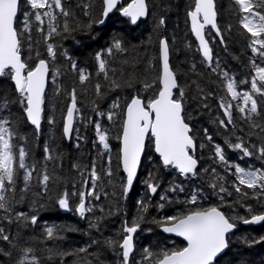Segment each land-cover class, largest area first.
<instances>
[{"label":"trees","instance_id":"trees-1","mask_svg":"<svg viewBox=\"0 0 264 264\" xmlns=\"http://www.w3.org/2000/svg\"><path fill=\"white\" fill-rule=\"evenodd\" d=\"M129 1L122 0L118 8L125 7ZM215 1L223 42L215 33L207 29L206 36L213 50L211 66L200 55L189 28L187 12L194 6V0H147L149 13L137 24H132L129 17L123 16L120 11L113 10L105 24L101 26L94 24L91 29L85 26L89 17L84 15V9L77 6L76 0H63L72 15L62 18L67 19L70 27L75 30L64 33V21H57L60 34H54L47 41L45 37L48 21L44 20V32L41 33L36 31L38 25L31 17L32 39L29 41L27 37L22 36L23 59L29 67H33L40 58L48 60L47 44L54 43L56 54L61 60L60 71L64 77L62 87L56 91L52 103L54 123L50 124V127L46 102L50 91V82H48L42 122L38 132L28 123L19 103L5 106L0 102V117H8L12 122L10 127L17 132L13 140L17 158L19 147L24 146L28 152L26 164L29 170L33 165L35 166L32 178L28 182L27 192L20 191L24 188L25 170L17 169V191L15 194L6 193L9 197L14 195L11 211L6 213L0 209V228H3L5 234L9 235L17 245L13 248L9 242L0 240V249L12 253L11 256L0 254V264H17L23 255L20 252L21 247H32L34 253L30 254L28 259L31 261V256L34 255L38 264H122V249L118 244L126 235L123 232L124 222L130 223L133 219L141 217L140 228L134 235V251L129 258V264H155L156 259L162 257L164 251L170 252L184 246L182 239L166 235L159 230L165 218L211 206L219 207L229 218H236L232 220L236 228L228 235L229 247L214 264H264V241L253 242L264 236V222L257 225L242 223L243 219L264 212V194L256 196L251 189H244L249 193L248 197L236 193L234 185L238 184V181L233 174L235 168L229 166L239 165L245 170L264 171V159L257 158L259 155L257 149L264 146V131L252 127L253 123L264 126V97L254 94L260 105L258 108L260 115L254 114L249 121L244 119V114L238 110V107L243 106L242 98L233 100L226 87L228 79H234L237 82L238 92H250L251 80L257 76L252 60L254 59L260 67H264V61L259 56H253L249 47L250 33H247L240 23V18L245 14L239 11L235 0ZM25 3L26 0H20V13L17 19V27L20 31L21 9ZM88 4L91 5L89 9L91 17L95 19L100 14L102 0H89ZM60 17L58 15V18ZM160 18H163L165 23L157 27ZM172 33L177 36L178 46L181 45L179 50L172 45ZM163 36L169 44L171 67L176 73L178 84L185 92L183 115L185 121L190 124L191 134L196 141L197 175L185 176L173 166H164L159 156L149 148L143 156L131 192L124 194L125 178L119 163L118 136L111 137L112 144H115V153L113 152L110 165H107L105 151L96 134L95 123L107 122V111L109 108L117 110L111 108L113 102L117 101L121 105L122 125L124 106L134 94L140 95L145 102L154 95H148L150 89L143 91V84L140 81L153 73L151 67L155 69L156 76L159 74V42ZM115 40L121 41L127 51L115 52V56L107 58V61L108 66L112 61L111 70L117 66L113 80H117L122 86L112 89L106 81L102 85V96H97L93 89L88 96H83L82 88L78 87L81 91L75 88L74 79H67L70 63L63 56V50L73 53L77 67L86 66L92 69L94 52L100 49L104 55L105 50L111 47ZM125 59L129 61L128 65H124ZM124 68L127 71L121 77L120 70ZM224 73L228 74L227 78ZM129 79L132 80V87L125 84ZM157 85L158 82L156 87ZM72 87L76 89L77 104L83 109L84 120L81 122L84 125L77 134L75 119L72 136L67 141L62 126L66 107L71 100L69 93ZM175 92L179 97V90ZM0 95L12 101L19 99V93L15 91L10 74L0 78ZM222 103H231L233 106L231 109L233 123L228 124L227 127L219 123L220 120L227 122L224 108L221 107ZM208 136L212 139H206ZM241 140L253 151V156L243 157L240 150L229 147V143L235 144ZM148 141V144L152 143V139L149 138ZM46 145L51 149L50 153H45ZM216 145H220L224 150L228 164L219 161L215 155ZM49 154L53 159H46ZM93 164L101 177L96 189L100 199L86 196V204L93 210L81 217L75 211L79 203L78 196L70 197V210L61 209L57 200L62 193L88 191L83 180L88 176ZM106 165L111 169V176L106 175L109 170L105 168ZM44 172L51 177L47 189L41 183ZM148 183L158 185L156 193H151ZM221 185L228 191L220 192ZM173 188L176 190L173 191ZM181 188L183 191L180 190ZM228 192L232 194L228 195ZM194 193L197 194V202L188 203ZM161 196H166L167 199L161 200ZM141 200L146 204L147 211L140 209L138 202ZM249 205L251 211L248 210ZM21 212L28 217L27 220L17 219L16 214ZM32 215L37 217L36 224L31 223ZM5 216H9L13 222L9 223L8 219H4ZM48 227L54 229L52 239L46 236L45 230ZM108 240L116 244L110 246L106 243ZM81 248H86L87 251H79ZM145 249L153 254L147 259ZM65 253L67 255H64Z\"/></svg>","mask_w":264,"mask_h":264},{"label":"snow or ice","instance_id":"snow-or-ice-1","mask_svg":"<svg viewBox=\"0 0 264 264\" xmlns=\"http://www.w3.org/2000/svg\"><path fill=\"white\" fill-rule=\"evenodd\" d=\"M26 3L32 10L31 12L25 11L23 13L24 31L29 33L27 36L29 41L32 39L30 25L33 24V21L31 17L34 16V21L38 25L36 31L41 33L44 32V17L48 18V31L45 37V41H47L54 34H60L58 31L59 25L57 23L58 17L56 10H59V15L65 18L72 15V12L65 7L63 0H26ZM119 3L120 0H102L100 14L95 19H92L89 11L91 5L85 4L83 6L84 15L89 17L85 26L91 29L94 24L103 25L105 18L113 10H118L123 16L129 17L133 24H136L141 17H145L149 13L147 0H131V3L126 7L118 8ZM235 3L239 6V11L245 14L240 18V23L247 33H250L251 42L249 47L251 48L253 56H259L264 61V0H235ZM19 13L20 0H0V77L10 74V78L15 84V91L19 93V99L17 101H12L10 98H4L0 95V102L5 106L11 103H19L23 108L27 120L38 132L41 127L43 105L45 103V88L50 72L49 61L39 59L35 67H29L27 62L22 59V36L24 33L17 27ZM188 15L191 18L192 31L199 40V50L202 51L203 56L209 62V66H211V48L209 47L208 40L205 39L204 30L206 26H211V28L216 30L217 35H220V30L216 23L217 12L215 0H195L194 10L190 11ZM164 23L165 20L160 18L157 27L164 25ZM74 30L70 27L68 20L65 19L63 32L70 33ZM221 42H223V37H221ZM159 43L160 59L162 62L161 70L152 82H149L147 78L140 81L143 84V91L152 89L153 84L158 82L157 90L147 102L140 95L132 96L123 109L124 119L118 139L122 143L123 169L127 173V182L123 189L125 194L132 187L137 167L140 164L141 155L146 148V139L149 138L153 140L155 151L159 154L165 166H174L185 176L188 174L193 176L197 175L198 161L191 154L195 152L196 144L194 137L190 135L192 129L186 123L185 116L183 115V98L185 92L178 84L176 73L170 66L169 44L167 39H161ZM29 48H31V44H29ZM105 51L108 56H113L114 52L124 53L127 49L122 46L121 41L115 40L112 46ZM47 53L52 60H55L56 50L53 44H47ZM69 59L71 58L69 57ZM95 59L98 62V71L104 73L106 80L109 79L108 61L104 58L103 53H97ZM123 63L124 65H128L129 61L125 59ZM252 65L257 71V76L251 80L250 92H238L237 82L234 79H228L226 85L227 91L233 100L242 98L243 106L238 107V110L241 114H244V119L249 121L252 120L254 114L260 115L258 111L260 105L257 99L254 98V94H259L261 97H264V67L257 65L254 59L252 60ZM71 68L78 72V78L82 84L89 80L90 76L86 70L79 69L74 61L71 63ZM111 71L115 74L117 70L112 69ZM126 71V68L120 70V76L123 77ZM224 76L227 78L228 74L224 73ZM53 81H55V74L53 75ZM240 83H247V81H240ZM125 84L128 87L133 86L131 79L126 80ZM110 86L112 89H116L122 85L117 80H111ZM101 89L102 85L97 83L95 85L97 96L103 95ZM174 90H179V97H177ZM69 95L71 102L66 109L63 132L66 137L71 138L74 121L80 113V109L77 107L76 90L73 89ZM221 107L224 108L227 122L220 120L219 123L221 126L227 127L228 124L233 123L231 112L233 106L231 103H222ZM112 108L119 109L121 105L119 102L114 101ZM99 114L105 115L104 113ZM106 115L107 119L112 121L117 113L115 111H109ZM11 123L8 117H0V209L6 213L11 211V202L14 198V195L13 197H9L6 193L15 194L17 191V169L25 170L23 176L24 188L20 189L21 192L29 191L28 182L32 178L33 171H35L34 165L29 170L26 164L28 152L24 146L19 147L17 158L14 152L16 145L13 143L17 132L14 128L10 127ZM49 123H54V120L49 119ZM252 127L261 128L264 131V126L260 124L253 123ZM95 129L99 142L105 150H109L107 130L102 129L99 122L95 123ZM204 131L207 134V129ZM207 138L209 140L212 139L211 136ZM229 147L240 150L243 157H251L254 155L253 151L249 149L243 140L235 144L229 143ZM50 151L51 149L46 145L45 153H50ZM257 151L259 154L257 158L264 159V146H260ZM215 155L219 158V161L228 164L224 150L220 145L215 146ZM46 159L51 160L53 157L49 154L46 156ZM110 159L109 157V162ZM229 166L235 168L233 174L238 181V184L234 185L236 193L248 197L249 193L244 191V189H251L256 196L264 194V171L260 169L245 170V168L239 165ZM213 171L215 170L213 169ZM106 175H112L111 169L107 171ZM50 179L51 177L47 172L42 174L41 183L45 186V189H47ZM100 179L101 177L96 171V166L93 164L88 176L83 180V184L88 188V191L86 193L84 191L71 193L65 191L57 200L59 207L70 210V197L78 196L79 203L76 205L75 211L81 217L86 212H91L93 208L86 204V196L94 197L96 200L100 199V195L96 191L97 182ZM212 187L215 188L216 185H212ZM148 188L151 193H156L158 185L148 183ZM172 190L175 191L176 189L173 188ZM180 190L183 191L182 188ZM219 190L220 192L228 191L223 185L220 186ZM231 194V192H228V195ZM105 195L107 194L105 193ZM21 199H23L22 196ZM160 199L166 200L167 197L161 196ZM221 200H223V197H221ZM196 202L197 194L194 193L188 203L195 204ZM138 203L142 211H147V206L143 200ZM159 207L162 208L163 205H159ZM248 210L251 211L250 205L248 206ZM16 217L17 219H28L22 212L17 213ZM4 219H8L9 223L13 222L9 216H5ZM139 219H142V217L133 219L130 223L128 221L124 222L123 232L126 235L122 237V243L118 244V247L122 249V264H129L130 255L134 250L133 234L140 228ZM234 219L236 218L226 216L216 206L198 208L189 211L187 214L165 218L163 223L168 226H165L163 231L175 233L183 237L187 243L186 246L171 252L164 251L162 257L156 259L155 264H214L219 254L223 253L229 247L227 237L228 233L236 227L235 223L232 222ZM30 220L32 224L37 223V217L35 215H32ZM261 222H264V213L254 214L251 216V219H243V223L245 224H259ZM45 231L47 238H54V229L52 227L46 228ZM0 240L9 242L13 248L17 246L10 239V236L5 234L3 228H0ZM260 241H264V236L253 242L258 243ZM93 243H97V241H93ZM106 243L110 246L116 244V242L111 240L106 241ZM49 251L51 252V249ZM79 251L86 252L87 249L81 248ZM20 252L23 255L17 261V264H38L37 258L34 255L31 256V261L28 259L29 255L34 253L32 247H21ZM145 252L147 253L146 259L153 255L147 249H145ZM0 254L12 255L11 252H4L3 249H0ZM64 255H67V253Z\"/></svg>","mask_w":264,"mask_h":264},{"label":"rangeland","instance_id":"rangeland-1","mask_svg":"<svg viewBox=\"0 0 264 264\" xmlns=\"http://www.w3.org/2000/svg\"><path fill=\"white\" fill-rule=\"evenodd\" d=\"M88 1L89 0H76V4H77V6H79V8H81V9H84L83 8V6L85 5V4H88ZM25 11H27V12H31L32 10H31V8H30V6L27 4V3H25L24 4V6L22 7V9H21V21H22V25H21V32H23L24 33V37H27V33L28 32H26V31H24V24H23V21H24V15H23V13L25 12ZM56 14H57V17H58V15H59V10H56ZM63 16H61L60 18H58V22L59 21H61V22H63L64 20H63V18H62ZM33 18H34V16H33ZM44 20H47L48 21V18L47 17H44ZM30 27H31V25H30ZM172 37H173V41H172V45H173V47H177L178 48V50H179V47H181V45L180 46H178L179 44H178V39H177V36H175L173 33H172ZM52 44H54V43H52ZM76 46H78V44H76ZM97 53H102L101 52V50L100 49H98L97 51H95L94 52V54H93V60H94V67L92 68V69H90V68H88V67H86L85 66V68H83V67H78L79 69H85L86 70V72L89 74V76H90V78H89V80L87 81V82H85V83H81L80 81H79V78H78V72L77 71H74L72 68H71V63L74 61L76 64H77V61H75V59H74V55H73V53L72 52H70V51H67V50H63V56L66 58V59H68L69 60V63H70V66L68 67V72H69V77H67V79L68 80H70V79H74V83H75V85H76V89L77 90H79V88L78 87H81L82 88V91L81 90H79V91H81L82 92V95L83 96H88L91 92H92V89L94 90V91H96L95 90V85L97 84V83H100L101 85H103L106 81H108L107 82V84H110V81L111 80H113V77H114V74H113V72L111 71V67H112V61L109 63V66H108V69H109V73H108V75H109V79H105V77H104V74L103 73H100L99 71H98V62L96 61V59H95V57H96V54ZM178 53V52H177ZM114 56H115V52H114ZM69 57L71 58V59H69ZM111 56H108L107 55V53L105 52V54H104V58L107 60V58H110ZM48 61H49V67L50 68H52L51 69V73H50V76H49V80H48V82H50V91H49V96H48V101H46L47 102V106H48V122H49V119H52L53 120V115H52V103H53V101H54V99H55V93H56V91H57V89H59V88H61L62 86V82H63V74H62V72L60 71V65H61V60H60V58H59V56L56 54V58H55V60H52V58L51 57H49V55H48ZM78 66V65H77ZM152 69H153V73H151V74H149L146 78L148 79V80H150V82H152L153 80H155V78H156V72H155V69L153 68V67H151ZM116 70H117V66H116V68H115ZM56 73H58V74H56ZM55 74V81H53V75ZM74 87H72V90L73 89H75ZM156 84H153V88L152 89H150V91H149V93H148V95L149 96H151V95H153L154 93H155V91H156ZM182 88V87H181ZM75 89V90H76ZM183 89V88H182ZM71 90V91H72ZM184 90V89H183ZM71 93V92H70ZM123 106V105H122ZM77 107L80 109V113L76 116V133L77 134H79V132L81 131V129H82V127H83V125L84 124H82V122L81 121H83L84 119H83V115H82V113H83V109H82V107L81 106H79L78 104H77ZM111 108H112V106H111ZM109 111H115L116 113H117V115L114 117V119L112 120V121H109L108 119H107V115H106V120H107V122H102L101 124H102V127H103V129H106L107 130V132H108V143H109V150H105L104 148V151H105V161L107 162V165H110L109 163V157L111 158L112 157V155H113V152L115 153V144H112V142H111V137L113 136V137H115V136H119L120 135V131H121V119H122V115H121V113H122V111H120V108L119 109H117V110H112V109H110L109 108V110L107 111V113L109 112ZM49 127H50V123H49ZM206 139H208V138H206ZM149 142V141H148ZM148 142H147V149H146V153H147V151H148V149L149 148H151L152 149V143H149L148 144ZM95 143H96V141H95ZM94 143V144H95ZM102 145V144H101ZM102 147H103V145H102ZM151 151V150H150ZM149 151V152H150ZM111 160V159H110ZM105 166V168L108 170L110 167L109 166ZM107 173V172H106ZM110 179V178H109Z\"/></svg>","mask_w":264,"mask_h":264},{"label":"water","instance_id":"water-1","mask_svg":"<svg viewBox=\"0 0 264 264\" xmlns=\"http://www.w3.org/2000/svg\"><path fill=\"white\" fill-rule=\"evenodd\" d=\"M122 0H120V2H121ZM129 3H131V0L128 2V4ZM127 4V5H128ZM126 5V6H127ZM215 5H216V2H215ZM194 6H195V4H194ZM194 6H193V8L192 9H190L188 12H187V16H188V21H189V28H190V31H191V33H192V35H193V37H194V39L196 40V42H197V45H198V48H199V40L197 39V37L195 36V33L192 31V27H191V18H190V16L188 15V13L190 12V11H192V10H194ZM216 12H217V10H216ZM108 18V17H107ZM107 18H105V22H106V20H107ZM146 18V16L145 17H141L140 19H145ZM139 19V20H140ZM217 19H218V15L216 16V23H217ZM131 20V19H130ZM138 20V21H139ZM138 21L136 22V24L138 23ZM105 24V23H104ZM133 24V23H132ZM98 26H101V25H99L98 24ZM217 26H218V23H217ZM207 27H210L211 28V26H206V28ZM205 28V29H206ZM219 28V27H218ZM212 30H213V32L217 35V32H216V30L215 29H213V28H211ZM204 35H205V39H207V37H206V33H205V30H204ZM220 39H221V33H220V35H217ZM161 39H166L164 36L163 37H161L160 38V40ZM208 40V39H207ZM208 43H209V41H208ZM209 47L211 48V54H212V59H213V51H212V47H211V45H210V43H209ZM199 52H200V54H201V56L204 58V60L209 64V62L205 59V57L203 56V53H202V51L201 50H199ZM21 56H22V54H21ZM40 59H45V58H40ZM39 60V59H38ZM38 60L36 61V63H38ZM159 60H160V70H161V67H162V62H161V59H160V43H159ZM169 62H170V52H169ZM212 62V61H211ZM36 63H35V65H36ZM35 65L33 66V67H35ZM170 66H171V64H170ZM49 76V75H48ZM13 82V84H14V81H12ZM14 86H15V84H14ZM46 87H47V84H46ZM45 90H46V88H45ZM134 95H137V94H134ZM133 95V96H134ZM130 101V100H129ZM70 102L71 101H69V103H68V105H67V107L70 105ZM67 107H66V109H67ZM25 114V113H24ZM65 115H66V110H65V113H64V116H63V126H64V123H65ZM25 117H26V115H25ZM27 119V118H26ZM124 119V118H123ZM28 121V120H27ZM41 122H42V118H41ZM28 123L30 124V125H32L29 121H28ZM187 123V122H186ZM189 124V123H188ZM33 126V125H32ZM63 126H62V131H63ZM189 126H190V124H189ZM34 127V126H33ZM35 128V127H34ZM190 128H191V126H190ZM63 135H64V132H63ZM190 135H191V132H190ZM65 136V135H64ZM65 138H66V140L67 141H69L70 140V138H68V137H66L65 136ZM195 140V139H194ZM146 142H147V139H146ZM195 144H196V141H195ZM121 148H122V143H121V140L119 139V154H120V166H121V169H122V171L124 172V174H125V182H124V186L126 185V182H127V173L124 171V169H123V164H122V153H121ZM153 151H154V153L155 154H157L158 156H159V154L155 151V147H154V142H153ZM195 152H196V148H195ZM195 152L194 153H191V154H193L194 155V158H196L197 159V157L195 156ZM144 153H145V150H144V152L142 153V155H141V160H140V164L138 165V167H137V171H136V176L134 177V179H133V184H132V187L129 189V191L126 193V194H128L129 192H131V190H132V188H133V186H134V183H135V181H136V179H137V176H138V172H139V169H140V165H141V161H142V158H143V155H144ZM160 157V156H159ZM160 160H161V162L163 163V161H162V159H161V157H160ZM197 161H198V159H197ZM164 165V164H163ZM197 167H198V163H197ZM178 170V169H177ZM179 171V170H178ZM219 208V207H218ZM220 209V208H219ZM220 211H222L221 209H220ZM223 212V211H222ZM262 213H264V212H262ZM259 214H261V213H259ZM252 216V215H251ZM251 216L250 217H248V218H246V219H251ZM242 223H243V221H242ZM243 224H245V223H243ZM236 225V224H235ZM246 225H248V224H246ZM255 225H257V224H255ZM165 226H168L167 224H162L160 227H159V230L160 231H162L163 233H165L166 235H169V236H174V237H177V238H180V239H182L184 242H185V245L184 246H186V241L184 240V238L183 237H181V236H178V235H176L175 233H168V232H164L163 231V228L165 227ZM236 228V227H235ZM234 228V229H235ZM233 229V230H234ZM229 234V233H228ZM122 243V242H121ZM133 244H134V234H133ZM227 249H225L224 250V252L226 251ZM134 251V250H133ZM171 252V251H170ZM223 252V253H224ZM223 253H221V254H219V256L220 255H222ZM131 256V255H130ZM218 256V257H219ZM217 257V258H218ZM215 262V261H214Z\"/></svg>","mask_w":264,"mask_h":264}]
</instances>
